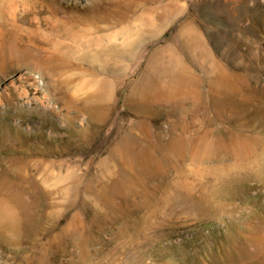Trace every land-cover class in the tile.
I'll return each mask as SVG.
<instances>
[{
  "label": "rangeland",
  "instance_id": "obj_1",
  "mask_svg": "<svg viewBox=\"0 0 264 264\" xmlns=\"http://www.w3.org/2000/svg\"><path fill=\"white\" fill-rule=\"evenodd\" d=\"M0 264H264V0H0Z\"/></svg>",
  "mask_w": 264,
  "mask_h": 264
}]
</instances>
